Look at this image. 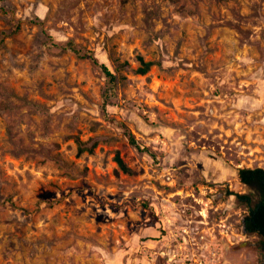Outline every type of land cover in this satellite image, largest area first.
<instances>
[{"label": "rangeland", "instance_id": "obj_1", "mask_svg": "<svg viewBox=\"0 0 264 264\" xmlns=\"http://www.w3.org/2000/svg\"><path fill=\"white\" fill-rule=\"evenodd\" d=\"M244 167L264 0H0V264H263Z\"/></svg>", "mask_w": 264, "mask_h": 264}, {"label": "trees", "instance_id": "obj_2", "mask_svg": "<svg viewBox=\"0 0 264 264\" xmlns=\"http://www.w3.org/2000/svg\"><path fill=\"white\" fill-rule=\"evenodd\" d=\"M139 63L140 66L137 69V73L143 75L147 74L155 64V62L146 60L143 56H139ZM101 68L109 81L114 84L117 81V75L104 63L101 64ZM127 135L134 146L142 149L136 135L131 130L127 129ZM117 160L123 170L130 171V168L120 156L117 157ZM239 178L242 183L249 185L258 194V201L253 205V196L251 194L235 193L239 202L245 203L250 207L249 213L245 217V228L248 233L259 236V245L264 250V168H240Z\"/></svg>", "mask_w": 264, "mask_h": 264}, {"label": "flooded vegetation", "instance_id": "obj_3", "mask_svg": "<svg viewBox=\"0 0 264 264\" xmlns=\"http://www.w3.org/2000/svg\"><path fill=\"white\" fill-rule=\"evenodd\" d=\"M264 264V263H263Z\"/></svg>", "mask_w": 264, "mask_h": 264}]
</instances>
